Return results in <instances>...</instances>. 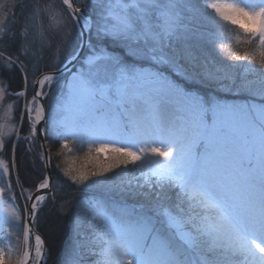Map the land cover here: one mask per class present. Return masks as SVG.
Here are the masks:
<instances>
[{"label": "snow or ice", "instance_id": "6c2138e0", "mask_svg": "<svg viewBox=\"0 0 264 264\" xmlns=\"http://www.w3.org/2000/svg\"><path fill=\"white\" fill-rule=\"evenodd\" d=\"M77 31L87 33L89 53L46 119L43 101L61 86V64L79 59ZM197 39H211L220 53L235 44L228 59L229 68H243L239 83L201 62L189 43ZM109 43L122 47L123 58L105 50ZM53 47L42 70L44 51ZM0 49V76L23 80L18 91L0 80V102L16 98L7 104L8 121L24 101L18 126L0 123V153L16 135L12 163L0 158V239L15 235L19 244L13 229L22 226L23 252L14 256L15 245L0 246V264H47L45 241L34 229L49 197L56 204L62 190L47 171L53 153L46 146L54 139L61 141L57 157L87 146L79 168L57 165L73 184L142 198L118 208L93 199L84 223L73 205L77 227L91 235L78 232L69 264H82L81 249L96 257L91 264H264V103L255 102L264 101V0H4ZM141 62L153 70L136 67ZM170 77L200 83L203 94ZM241 92L250 98H221ZM21 140L44 168L28 188L15 159ZM125 174L132 179L116 183Z\"/></svg>", "mask_w": 264, "mask_h": 264}, {"label": "trees", "instance_id": "16d2710c", "mask_svg": "<svg viewBox=\"0 0 264 264\" xmlns=\"http://www.w3.org/2000/svg\"><path fill=\"white\" fill-rule=\"evenodd\" d=\"M30 2L35 3L36 0H30ZM53 49H45L44 51V61L41 63L40 68L45 70V65L49 63V58L53 53ZM11 77V78H10ZM31 78V76H30ZM9 91H18L23 87V80L19 74L12 75L9 74L8 77ZM180 83V82H179ZM193 91L196 94H203L202 90L198 88H186ZM51 98V94H50ZM47 104V100L45 105ZM20 104L18 107L17 113L20 111ZM27 124L24 123L23 128L21 129V136L27 134ZM50 147L53 153L52 165L50 167V172L52 176V181L58 189H62L58 192L56 204H52L51 197L47 201V206L43 208V211L39 214L37 226L35 227L36 231L42 236L45 241V246L47 249V264H69L72 253L76 247L78 240V232L86 233L90 236V233L87 232V228L81 227L78 228L76 225V210L73 205L80 206V216L81 211H87L89 208V200L92 198L95 190H89L83 186H77L69 181L66 177L63 176V173L60 171V168L66 167L69 164V160H74L73 165L77 168L83 163V155L87 150L85 145L83 148L76 145L74 151L69 153V158L65 155L59 157L55 156L57 151H60L59 140H51L47 148ZM6 161L11 164L13 160L12 155V144L9 143L6 149ZM39 152V145H36V153ZM36 153L28 154L25 152V142L21 140L17 150H16V162L19 166V174L21 177V182L25 188L30 187L32 179L38 174L44 171L43 162L36 157L35 163L33 159L36 156ZM67 160H66V159ZM66 161H65V160ZM69 159V160H68ZM60 165V168L57 165ZM12 183L15 184V175L11 177ZM17 188H15L16 190ZM20 190V189H19ZM34 191V190H33ZM63 202H67L66 207L61 210L59 205ZM137 202V201H134ZM87 213V212H86ZM87 219V218H86ZM85 219V221H86ZM83 221L82 223H84ZM85 249H81L83 252Z\"/></svg>", "mask_w": 264, "mask_h": 264}, {"label": "rangeland", "instance_id": "374dc122", "mask_svg": "<svg viewBox=\"0 0 264 264\" xmlns=\"http://www.w3.org/2000/svg\"><path fill=\"white\" fill-rule=\"evenodd\" d=\"M3 2H4V0H0V3H3ZM40 2L43 3V2H45V0H40ZM57 3L59 4V0H57ZM23 22H24L23 17H20L18 23L16 24V28L19 29L22 26ZM80 42H81V37L79 36V33L77 31V33L73 36V39H72V46H73V48H75L76 51L80 47ZM224 42H225V44H227V34H225ZM189 43L192 45L195 55H197L201 59L202 63L205 61V58H206L207 63L213 68V70H215V69L227 70L231 74V76L237 81V83L240 82L241 77L244 75L243 68H229V65H231L233 62L231 60H229L228 57L230 55H232L233 53H235L236 51H238V49L236 48L234 43H233L232 48H225L223 53H220L219 49L216 47V44L214 42H212L211 39H197V40L189 41ZM0 50H3V49H0ZM9 50L12 51L13 49H9ZM105 50L110 55H113L116 57L123 58V56H124V50L122 49L121 46H118L116 44H111V43L107 44L105 46ZM54 52H55V48L53 49V53L51 54V56L54 54ZM88 53H89V45H87V48L85 49L83 55L77 61L75 66L70 71L63 73V75L60 79V85L61 86L54 87L52 92L50 93L51 98L49 95V97L43 101L46 112H47L46 119L51 118L55 113L57 103L60 99L61 92L63 90L62 85L64 84L65 80H67L71 76V74L80 67V62L88 55ZM241 54H242V52H241ZM240 63L246 64L247 62H240ZM136 67L142 68V69L148 70V71L153 70L151 65L148 62L138 63L136 65ZM164 74L166 76L168 75L167 72H165ZM222 74L223 73L221 72V75ZM8 77H9V74L5 73L3 76H0V80L8 81ZM170 79H173V82L175 84H177L180 88H182L188 92H193V91L186 89V88H198L199 90H202V91L204 90V86L201 85L200 83H193V82L187 81L181 77H175V78L170 77ZM247 79L253 80V79H255V77L251 74H248ZM227 82L228 81H225V83H227ZM8 85H9V83H8ZM31 94H32L31 89H29V98H30ZM221 98L228 99L229 101L235 100L237 102H244L245 100L249 99L250 97H248V95L246 93L241 92L239 95H236V96L232 95L231 93H221ZM15 99L16 98L14 96H10V97L6 98L5 101L0 102V123L7 122L9 125H12V124H15L17 126L19 125L20 113L19 114L17 113L18 108L15 110L14 118L12 121H8L7 117H5V115H4V113L6 111L7 104L14 101ZM46 100H47V104L45 105ZM255 102L256 103H264V101H260V100H256ZM19 104H20V109H22L24 101L20 100ZM26 124H27V122H26ZM27 127H28V125H27ZM15 139H16L15 133H13L10 138H6V140H7L6 149L9 145V143L12 144L11 142ZM59 143H61V141H59ZM5 153H7V152L4 151L3 153H0V158H3L6 160ZM106 155L107 154H104V156H106ZM69 156H70L69 153H67L65 155V157H67V158H69ZM102 158H104V157L102 156ZM69 162L71 164H73L74 160L72 161L70 159ZM0 171H2V170H0ZM51 178H52V176H51ZM120 179L127 180V179H132V177L130 175L125 174L122 177H120L118 180H116V183H119ZM88 189L89 190H92V189L95 190L93 195H94L96 200L103 199L105 201H108L110 208H118L121 206L133 207V206L137 205V203L140 201V199H142L140 197H137L135 194H129L128 192H121L119 189L113 190L111 192L105 191L102 189H97V188H88ZM20 193H21V189L19 190V188H17L15 190V194L17 196V203L19 204V207L22 211L23 207H24V201L19 199ZM134 201H137V202H134ZM75 210H76V208H75ZM86 212H84L83 210L81 211V216H80L81 222L85 221V219L87 218ZM0 215H4L2 208H0ZM76 225H77V223H76ZM4 227H7V225H4ZM13 231L19 232L21 234L20 243L19 244L17 243L16 237H15V235H13L11 237H7L6 239H0V246H3L6 250L9 246L15 245L16 248H15V251L13 252V255L15 256L17 254H22V252H23V244H22V231H23V229H22V226L19 228L13 229ZM0 236H6V234L2 233V230H0ZM9 241H10V244H9ZM83 253H84V259L82 260V264H91V261L96 259V257L88 254V252L86 250H84Z\"/></svg>", "mask_w": 264, "mask_h": 264}, {"label": "water", "instance_id": "95a60500", "mask_svg": "<svg viewBox=\"0 0 264 264\" xmlns=\"http://www.w3.org/2000/svg\"><path fill=\"white\" fill-rule=\"evenodd\" d=\"M88 44V35L87 33L84 34V36L81 38V42H80V47L79 49L77 50V53L79 54V59L81 58V56L83 55L85 49H86V46ZM78 59V60H79ZM77 60V61H78ZM77 61L73 62V63H67V61L61 66V71L62 73L64 72H68L70 71L74 66L75 64L77 63ZM39 127V126H38ZM44 140V137H40L39 138V143L40 142H43ZM46 150H47V147H46ZM47 171L49 172V174L51 175V172H50V168L47 169ZM35 230V229H34ZM36 231V230H35ZM37 232V231H36Z\"/></svg>", "mask_w": 264, "mask_h": 264}]
</instances>
